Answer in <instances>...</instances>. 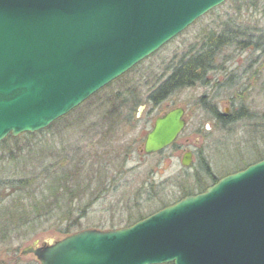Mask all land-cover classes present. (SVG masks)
<instances>
[{
	"label": "water",
	"instance_id": "1",
	"mask_svg": "<svg viewBox=\"0 0 264 264\" xmlns=\"http://www.w3.org/2000/svg\"><path fill=\"white\" fill-rule=\"evenodd\" d=\"M229 0H0V143L48 129ZM144 107L139 108V114ZM185 109L142 152L171 147ZM188 168L192 153L181 162ZM40 264H264V160L132 226L22 251Z\"/></svg>",
	"mask_w": 264,
	"mask_h": 264
},
{
	"label": "rangeland",
	"instance_id": "2",
	"mask_svg": "<svg viewBox=\"0 0 264 264\" xmlns=\"http://www.w3.org/2000/svg\"><path fill=\"white\" fill-rule=\"evenodd\" d=\"M228 3L219 10V15L223 16L231 12V10L227 11L230 8ZM261 15V20H263L264 14ZM248 16L250 15L244 14V19L240 21H247ZM217 22V15H206L156 54L113 83L105 93L100 94L80 109H75L72 118H82L83 122L80 125L61 123V126L57 128L63 130L60 137L54 138L46 134L42 139L33 141L35 153L43 152L39 160H45L46 164L42 165L57 162L56 172L62 176L73 170L79 156H92L96 152L98 147H95V144L97 143L93 145L92 143L98 139L99 142L114 140L115 144H110L111 149L124 150L126 148L128 150V155L123 157L124 163L122 161L110 162L111 171L117 173L115 181L109 188L106 186L102 194L97 195L102 196V199L94 202L89 208V212L81 221L82 231L91 229L111 231L125 228L128 219L132 216L148 217L180 201L182 192L187 187L192 189L193 195H197L202 193L203 189L215 184V181L246 169L249 165L264 158V142L260 141L261 129L255 132L251 128L252 122L247 120L235 121L223 128L199 105L200 99L207 97L209 98H206L207 102L213 100L211 104H215L221 114L230 115L233 110L238 112L240 104L236 103L233 108V101L238 102L239 100L238 103L248 107L249 113L256 116L257 122H260L261 117H264V57L261 55L250 51L226 50L224 52L220 57V66L226 63L225 73L237 72L235 76L241 78L238 88L231 91L215 89V85L226 75L217 70L215 74L212 73L209 76L210 87L197 85L182 90L169 97L159 107H152L147 103L148 96L153 89L169 74L170 65L176 64L182 57L199 50L198 42L201 35L206 30L216 28ZM248 22H252V19L248 18ZM252 23L255 21L253 20ZM263 23L264 21H261V24ZM256 58L258 63L254 65ZM251 63H253V68L249 71L247 69ZM248 73L250 75L246 76ZM123 88L135 91L137 97L143 101L144 110L139 114L138 109L139 122L137 124L125 125L117 131H112L109 128L111 127L110 120L102 115L109 110L104 103L115 94L114 92L117 93ZM212 97L214 98L211 99ZM178 107L185 109L187 120L185 131L173 146L157 154L145 155L142 152L143 145L155 120ZM90 112L91 116H87ZM96 134L98 136L94 139ZM13 148L11 144L0 147V170L5 167V174H17L23 170L21 168L34 170L39 165L38 160L35 159L27 162L26 154H19L17 160L11 162L12 159L8 152ZM49 149H52L54 154H51ZM106 151L110 153L111 150ZM188 152L192 153V164L185 168L181 162ZM67 158L72 159V163L68 166H65V163L60 165ZM205 163L209 166V174L201 168ZM121 166L122 169L119 171ZM80 170L71 180L76 182L79 191L83 194L92 187L90 181L94 176L89 174L88 167ZM103 175L104 173L101 172L100 176H97V181ZM206 176L207 178H203ZM41 183V180L37 182V184ZM202 185L204 188L200 190ZM93 187L98 193L103 185L98 187V184L97 186L94 184ZM15 217L10 207L0 208V264H40L35 256H23L22 251L36 240L43 244L65 238L59 233L62 229L60 225L47 223L33 227L38 230L33 234L36 239L26 240L28 227L23 228ZM29 230L32 232L31 228Z\"/></svg>",
	"mask_w": 264,
	"mask_h": 264
},
{
	"label": "trees",
	"instance_id": "3",
	"mask_svg": "<svg viewBox=\"0 0 264 264\" xmlns=\"http://www.w3.org/2000/svg\"><path fill=\"white\" fill-rule=\"evenodd\" d=\"M227 3L208 14L210 16L217 15V27L203 32L198 42L200 46L199 50L193 51V53L182 57L176 64L170 65L168 68L170 71L167 77L165 76V79L157 84L152 93L148 96L147 103L149 105L152 107H159L172 95L197 85L210 87L211 82L209 81V76L212 73L215 74L217 70L225 73L226 63L221 64V66L219 63L220 57L223 56L226 50H233L234 52L250 51L253 54L264 57V23L261 24V21H264V19L261 20V14H264V0H229L228 4H230V8L227 11L231 10L232 13L227 12V14H223V16L219 15V10L225 7ZM262 9L263 11H261ZM244 14L250 15L248 18L250 20L252 19V22L254 20L255 23L248 22V18L247 21H240L244 17ZM257 58L254 60V65L258 63ZM252 68L253 63L249 64L247 70L251 71ZM236 73L237 72L225 73L226 75H224L222 80L215 85V89L217 91H231L238 88L241 78L236 77ZM249 75L250 73L246 74V76ZM111 85L95 94L78 109L94 100V98L98 97L100 94L105 93ZM123 89L117 93L114 92L115 94L104 103V106L108 107L109 110L102 115H104L107 120H110L111 127L109 128H111L112 131H117L125 125L137 124L139 122L137 119V111L144 105L143 101L135 94V91ZM206 98L207 97H202L199 105L207 111L212 119L217 121L219 125L226 128L235 121L247 120L248 122H252L251 128L255 130V132L259 129L262 130L260 132V141L264 142V117H261V121L257 122V117L249 113V108L242 103H238V100V102L233 101V108L236 106V103L240 104L237 109L238 112L236 113V111L233 110V112L228 115V118L220 113L219 108L215 104H211L213 100L208 103ZM213 98L214 97L211 99ZM74 112L58 120L44 131L36 134H23L17 138L9 136L0 143V147L10 144L13 145V150H9L8 152V155L12 159L11 162L17 160L19 154H26L28 158L27 162H32L34 159L39 162V165H37L34 170L29 171L27 168H21L23 170L14 175L5 174V167L0 170V208L10 207L18 223H20L23 228L26 227L27 229L28 227L27 235L25 236L26 240L33 241L36 239L33 237V234L38 230L33 227H38L47 223H56V225H60L62 229L59 233L64 237L81 232V221L89 212V208L94 202L102 199V196L97 195L102 194L104 188L106 186L109 188L115 181L114 179L117 173L111 171L110 162L122 161V163H124L123 157L129 153L126 148H124V150L111 149L112 147L110 144H115L114 140L99 142L98 139V142L92 143V145L97 143L95 144V147H98L96 152H94L92 156H79L73 170L64 173L63 176L56 172L58 169L57 162H51L43 166L42 164H46L45 160H39V156H43V152L35 153L36 150L33 141L36 142V140L42 139L46 134L54 136V138L56 136L60 137L63 130L57 128L61 126V123H70L73 126L80 125L83 120L82 118L73 119L72 116ZM87 116H91V112L87 114ZM97 136L98 134L94 135L93 138L95 139ZM106 150L111 151L108 153ZM48 151L54 154L52 149ZM3 153L5 154V152ZM262 160H264V158ZM72 161V159L67 158L63 160L60 165H64L65 163V166H68ZM84 167H88L90 169L89 174L94 177H92L90 181V186L92 187L82 194L76 182H73L71 178L76 176V174L81 171L80 169ZM201 168L209 174V166L207 163H205L204 166L202 164ZM121 169L122 166L118 170L120 171ZM101 172L104 173V179H102V176L97 181V176H100ZM203 178H207V176ZM40 180L42 183L37 184ZM94 184H96V186L98 184V187L103 185L102 190L98 193L95 192L93 187ZM204 185H202L200 190L204 188ZM205 190L203 189L202 192ZM191 195H193V191L187 187L182 192V199ZM138 217L139 216L130 217L125 227H129L146 218ZM29 228L32 229V232H30Z\"/></svg>",
	"mask_w": 264,
	"mask_h": 264
},
{
	"label": "flooded vegetation",
	"instance_id": "4",
	"mask_svg": "<svg viewBox=\"0 0 264 264\" xmlns=\"http://www.w3.org/2000/svg\"><path fill=\"white\" fill-rule=\"evenodd\" d=\"M226 112H227V111H226ZM222 115H224V114H222ZM224 116H225V117H228V115H226V114H225ZM228 118H229V117H228ZM185 119H186V116H185ZM186 121H187V120H186Z\"/></svg>",
	"mask_w": 264,
	"mask_h": 264
}]
</instances>
